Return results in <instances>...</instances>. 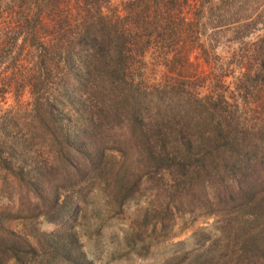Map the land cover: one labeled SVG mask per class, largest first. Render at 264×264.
Listing matches in <instances>:
<instances>
[{
    "label": "trees",
    "instance_id": "obj_1",
    "mask_svg": "<svg viewBox=\"0 0 264 264\" xmlns=\"http://www.w3.org/2000/svg\"><path fill=\"white\" fill-rule=\"evenodd\" d=\"M8 93L0 197L19 217L55 221L92 186L122 206L155 172L163 200L141 237H170L182 210L230 214L218 255L208 241L197 255L264 264V0H0V100ZM1 218L0 264L37 256Z\"/></svg>",
    "mask_w": 264,
    "mask_h": 264
},
{
    "label": "rangeland",
    "instance_id": "obj_2",
    "mask_svg": "<svg viewBox=\"0 0 264 264\" xmlns=\"http://www.w3.org/2000/svg\"><path fill=\"white\" fill-rule=\"evenodd\" d=\"M112 4L120 5L121 0H110ZM196 50H193L195 52ZM221 53L220 48L217 49ZM158 69H161L158 67ZM156 78L162 70L154 72ZM149 81H154L149 75ZM233 75L224 76V82L233 88ZM207 81L200 87V93L208 91ZM227 94H229L227 92ZM14 103L13 96L6 94L0 100V113ZM117 156L119 153L114 152ZM146 182L138 190L130 192L123 205L114 202L116 197H110L106 185L92 186L84 189L81 196L75 193L68 196L66 207L58 210L56 220H48L45 216L38 218L19 217L18 203L13 199L0 197V216L4 226L17 232L30 234L32 243L40 248L37 256L30 253L24 260H10L12 264H174L179 259L183 264H204L207 256L197 255L202 243L208 241L207 247L216 249L219 253V243L226 242L223 235L228 232L218 228L226 226L233 216L230 214L196 215L182 210L177 213L172 235L166 239L158 237H141L139 234L144 223L151 232L152 221L157 216L158 204L163 200L157 194V173L146 176ZM47 196L37 199L22 198L21 206L43 207L49 204ZM62 200L66 198V190L62 191ZM45 201L43 205L40 203ZM23 201V203H22ZM186 209V208H185ZM52 210V207H51ZM195 216V218H193ZM64 219L56 231V223ZM142 224V226H141ZM157 228V225H156ZM226 231V232H225ZM191 251V252H190ZM189 252L191 254H189ZM177 255L178 258L164 263L165 258ZM182 255V256H181Z\"/></svg>",
    "mask_w": 264,
    "mask_h": 264
}]
</instances>
